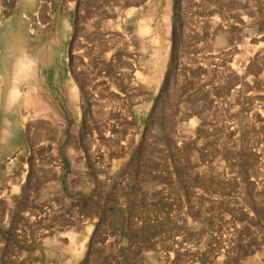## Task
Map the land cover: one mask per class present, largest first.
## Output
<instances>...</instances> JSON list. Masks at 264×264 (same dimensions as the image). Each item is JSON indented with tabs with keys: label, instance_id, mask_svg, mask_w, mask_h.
I'll list each match as a JSON object with an SVG mask.
<instances>
[{
	"label": "rangeland",
	"instance_id": "1",
	"mask_svg": "<svg viewBox=\"0 0 264 264\" xmlns=\"http://www.w3.org/2000/svg\"><path fill=\"white\" fill-rule=\"evenodd\" d=\"M29 1L0 0V264H264V0Z\"/></svg>",
	"mask_w": 264,
	"mask_h": 264
},
{
	"label": "bare ground",
	"instance_id": "2",
	"mask_svg": "<svg viewBox=\"0 0 264 264\" xmlns=\"http://www.w3.org/2000/svg\"><path fill=\"white\" fill-rule=\"evenodd\" d=\"M29 1V0H28ZM30 1H32V0H30ZM29 1V2H30ZM34 1V0H33ZM32 1V2H33ZM26 2H27V0H26ZM28 2V3H29ZM31 2V3H32ZM142 31L144 32V29H142ZM12 41V40H11ZM12 46V45H11ZM22 49V48H21ZM16 50H18V49H16ZM8 60H9V62H10V64L9 65H11V72H12V76H11V84H10V91H9V93H8V97H7V102H8V105H7V107H6V110L7 111H9V109L11 110V108H12V105L14 104V102H15V98H16V95H17V91H16V89H15V87H13V83L15 82V81H19V80H23V79H25L26 77H27V73H28V71H29V61H28V59H27V56L25 55V54H23V53H21L19 56H17V58L16 59H13L12 57H10V58H8ZM10 67V66H9ZM10 76V75H9ZM9 79H10V77H9ZM5 80H7V79H5ZM9 81V80H8ZM9 83V82H8ZM6 93V92H5ZM9 118V117H8ZM7 133V132H6ZM64 235V234H63ZM69 235V234H68ZM70 241L73 243V244H75V245H77V244H79V245H81V247L79 248V250L78 251H76V252H78L79 253V256H81L82 255V253L84 252V248H86L85 246H86V242L84 241V239H83V236H81V235H78L77 236V234L76 235H71L70 236ZM74 245V246H75Z\"/></svg>",
	"mask_w": 264,
	"mask_h": 264
}]
</instances>
